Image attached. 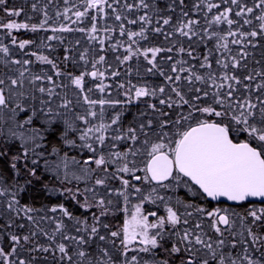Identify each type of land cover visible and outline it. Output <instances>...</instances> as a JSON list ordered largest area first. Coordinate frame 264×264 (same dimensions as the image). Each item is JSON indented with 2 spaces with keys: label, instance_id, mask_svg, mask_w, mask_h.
<instances>
[{
  "label": "snow or ice",
  "instance_id": "obj_1",
  "mask_svg": "<svg viewBox=\"0 0 264 264\" xmlns=\"http://www.w3.org/2000/svg\"><path fill=\"white\" fill-rule=\"evenodd\" d=\"M7 3L0 0L8 17L0 29L11 38L0 41V215L8 214V228L21 214L36 225L39 210L21 198L40 185L60 198L49 211L61 218H50L51 234L38 229L48 245L33 243L37 231L8 233L0 264H35L34 256L21 257L28 244L30 254L58 252L62 264H264V51L261 60L253 57L260 67H249L250 49H264V0H193L190 7L170 0L168 12L180 8L170 32L161 25L172 16L158 15L155 0H63L55 14L70 24L58 27L49 25L47 6L31 5L42 19L30 24L15 19L23 9ZM136 11L142 14L130 17ZM20 30L85 33L88 46L50 57L44 50L53 48L50 41L63 44L62 36L37 43L18 40L13 32ZM150 33L171 46H152ZM177 34L187 48L172 39ZM193 37L206 54L194 55ZM32 45L37 50L23 51ZM121 49L119 64L136 60L140 76L142 57L145 76L163 82L116 81L121 72L106 52ZM141 102L146 108L126 122L128 106ZM116 212L124 217L113 227L108 218Z\"/></svg>",
  "mask_w": 264,
  "mask_h": 264
},
{
  "label": "trees",
  "instance_id": "obj_2",
  "mask_svg": "<svg viewBox=\"0 0 264 264\" xmlns=\"http://www.w3.org/2000/svg\"><path fill=\"white\" fill-rule=\"evenodd\" d=\"M129 2H133V0H129ZM150 3L153 2V0H149ZM218 2V0H217ZM33 3H37L38 5V9L39 8H43L44 6H47V10H48V14L51 17V19L49 20V25L52 27H58L60 24H65L68 25L70 24V21L65 20L63 17H57L56 16V12L59 11H63L65 4L63 3V0H8V3L6 5V7L8 8H17V9H23V12L21 14L20 17H17L15 19H17L19 22H28V23H38L41 19H42V13H40L39 11L34 12L32 10L31 5ZM156 5L160 8L163 9L162 12L158 13V15H164V16H168L171 15L172 16V24L164 26L161 25L165 31H172L173 26L177 23L178 19L180 18V8L176 9L175 13H171L168 12L166 9V6L170 3V0H155ZM193 3V0H185V4L190 7L191 4ZM3 7L4 6H0V18H3L5 20L8 19L6 13L3 11ZM121 7H123L121 5ZM185 10H188V8L186 7ZM149 14H152V10H148ZM142 14V12L136 11L133 12L130 15V17H135ZM69 15H71V13H69ZM189 15L192 18H200V15L194 12H190ZM74 18V17H73ZM157 17L154 16L153 20L154 23L152 25V27H156L157 25L155 24V19ZM101 23H104L103 21ZM204 21L203 19H201V24H203ZM107 24L110 26H114V21L113 19L109 18L107 20ZM73 28L77 27V25H71ZM80 26H84V25H80ZM134 28H138L139 26H131ZM57 35V36H62L64 38V43L61 44L59 41H50V43L52 44L53 48L51 50H44L45 54H49L50 57L51 56H56V57H61V54L64 52L65 48H69V47H73L75 46L77 48V50H79L82 47L88 46V41L86 39V34L85 33H80V32H65V33H52L51 31L48 32H44V31H39L36 33H33L31 31H27V30H20V31H14L13 35H15L17 37L18 40H22V39H32V40H36L37 43L40 42V39L42 37H46L49 35ZM101 35H103V33H101ZM115 38H119V39H124V38H120V37H115ZM173 40L179 41L180 43H182L186 48L189 45V41L187 40V38L185 37H180L178 34L177 36L172 38ZM10 40L11 38L6 34V30L0 29V41H2L5 44H10ZM79 40L80 41V45H76L75 42ZM193 41H195V43L192 44L193 48H195V52L194 55L197 56H202L203 54H206V48L203 44H201L198 40L197 37H193ZM150 42L152 46H161V47H170L171 46V42L170 41H166L164 40L163 36L160 34H153L150 33ZM144 46H148L149 42H143ZM211 43L208 44V47H211ZM14 52L17 54V57L22 55V50L17 49L15 46H12ZM92 47H98L95 43L92 44ZM108 47V43L106 42L105 48ZM235 47V46H234ZM30 50H37L36 49V45H32L30 46V49H26L23 51H30ZM250 51L252 52V55L249 56V67H260V65H255L253 63V57L255 58V60H261V52L264 51V49L261 48H257V49H250ZM123 52V49H121L119 52H112V51H107L106 52V56H107V63L111 64L114 68H119L121 75L116 77V81H121V82H125L126 79H131L133 84H141V83H148L150 85H158L161 84L163 82V77H160L158 75L153 76V75H147L145 76L144 74V68L146 67V62L143 60V58L141 57L140 61H139V71H140V76H137V61L133 60L131 62H129V64H124L121 65L119 64V62L116 60V56L120 55ZM163 55H169L167 53H162ZM170 55H173V57L175 59H179L180 56L176 53V51L174 50L173 53H171ZM184 59H187V56L183 57ZM34 59V58H33ZM160 58L158 57V60ZM170 62L168 61H164L163 63V67L165 68V70L167 71L168 69V64ZM192 63H195V61H192ZM63 66V65H62ZM129 66H131V76L126 77L125 73L127 71V69L129 68ZM36 68H43L45 70H49L50 66L48 65H40L37 64ZM70 70H76L77 69H72L71 66L69 65ZM67 81L65 80V83ZM111 82V81H109ZM112 96L116 97L117 93L115 91L112 92ZM146 108V105L141 102L138 104H133L128 106V111L125 112V116L124 119L126 122H132L133 118L139 115V111L138 110H144ZM117 187H119V185H116ZM36 191H29L26 194L22 195L21 198V203L22 204H28L36 209H38L39 211L33 213V216L35 217L37 224L33 225L30 221H28L26 219V217L23 216V214H21L20 217H15L13 216V220L14 223L12 225V227L8 228L7 227V223H8V214L5 213L3 215H0V246H4L6 249L7 247L11 244V241L8 238V233H13V234H18V235H31V233L33 231H37V235L35 237H33V243L35 244H45L48 245L52 242H50L48 240V238L42 234L39 233L38 229H43L47 232H49L51 234V232L53 231L55 224L51 221V217H56L57 219L61 218V214L60 213H52L49 211V209L53 206H55V204L57 203V200L60 199L59 197H49L46 194H44L43 192L39 191L40 189V185H36ZM180 195H183V192L180 193ZM63 202V201H61ZM146 211H158L159 214H163V208H159L157 209V207L155 205H151V204H146L145 206ZM0 211H3L2 209H0ZM47 216L49 217V219H41V217ZM124 217V213L122 212H116L115 216H111L108 218V220H110L113 224V227H115L116 225H119ZM65 223L69 226L68 230L69 233L71 235H76L77 233L74 230V226H73V222L67 220V218H64ZM91 222V221H90ZM204 227L206 231H209V233L211 234V230L208 227V221H204ZM17 224H23L24 227L23 228H18L16 227ZM60 237H57V240H59ZM66 244L69 245L70 249H74V245H72V243L70 241H64ZM32 247L31 244L28 245H24L23 246V250H21V257L28 259L29 256H34L36 258V262L35 264H62L61 261H59L58 257H59V253H56V256L54 257L51 253H29L28 249H30ZM54 247V244H53ZM64 264H66V262H64Z\"/></svg>",
  "mask_w": 264,
  "mask_h": 264
},
{
  "label": "rangeland",
  "instance_id": "obj_3",
  "mask_svg": "<svg viewBox=\"0 0 264 264\" xmlns=\"http://www.w3.org/2000/svg\"><path fill=\"white\" fill-rule=\"evenodd\" d=\"M146 210V209H145ZM151 219V218H150Z\"/></svg>",
  "mask_w": 264,
  "mask_h": 264
}]
</instances>
